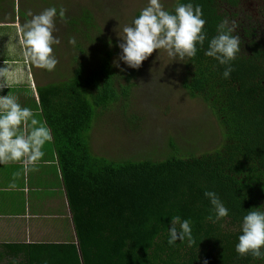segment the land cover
Masks as SVG:
<instances>
[{
  "label": "trees",
  "instance_id": "1",
  "mask_svg": "<svg viewBox=\"0 0 264 264\" xmlns=\"http://www.w3.org/2000/svg\"><path fill=\"white\" fill-rule=\"evenodd\" d=\"M3 1L8 0L0 5ZM178 3L200 6L206 21L203 47L197 45V55L184 60V87L212 110L221 145L196 155L180 152L171 141L174 152L163 160L94 156L93 118L117 101L123 87L110 43L99 48L87 62L96 60L91 70L79 62L69 80L39 90L77 240L0 244V264H264V258L236 251L244 216L253 208L264 212V0H175L167 11L175 14ZM224 18L237 21L234 35L240 36L242 50L228 79L225 66L205 55ZM80 23L85 32V27L98 28L88 10ZM85 32L80 36L100 38ZM205 191L217 194L228 209L226 219H207L215 211ZM177 215L191 221V246L187 239L168 243Z\"/></svg>",
  "mask_w": 264,
  "mask_h": 264
},
{
  "label": "rangeland",
  "instance_id": "2",
  "mask_svg": "<svg viewBox=\"0 0 264 264\" xmlns=\"http://www.w3.org/2000/svg\"><path fill=\"white\" fill-rule=\"evenodd\" d=\"M174 2L161 0L166 11ZM148 5L149 0H8L0 5L1 32L5 33L6 42L21 41L22 26L32 18L28 13L36 15L55 7L53 35L61 43L54 45L53 50L59 62L52 72L37 70L33 65L37 78H47L53 84L63 77L69 80L79 62L87 63L99 48L102 50L111 42L113 65L123 76V87L118 88L117 101L93 118L90 148L94 156L113 161L145 157L163 160L171 150V141L182 153L213 152L222 143L220 126L208 104L193 98L185 89L188 72L184 61L169 57L164 50L154 52L139 69L119 60L123 54L119 47L123 27L132 26ZM61 7L66 9L64 20L59 17ZM86 10L94 16L97 30L85 27V32L80 26ZM83 32L100 38L94 41L80 36ZM71 37L76 39L75 46L69 43ZM117 61L119 67L115 66ZM94 62L87 63L90 70ZM126 87L128 93L124 95ZM48 149H54L52 142L45 146Z\"/></svg>",
  "mask_w": 264,
  "mask_h": 264
},
{
  "label": "clouds",
  "instance_id": "3",
  "mask_svg": "<svg viewBox=\"0 0 264 264\" xmlns=\"http://www.w3.org/2000/svg\"><path fill=\"white\" fill-rule=\"evenodd\" d=\"M174 11L175 14H172L164 10L161 0H149V5L141 11L133 25L123 27V36H120L123 42L119 44L123 54L119 60L130 68L139 69L157 50H164L169 57H178L180 61L194 58L197 55V45L203 47L207 39L202 9L191 3H178ZM28 15L32 18L21 29L24 56L35 67L52 72L59 62L54 55L53 46L61 43L53 35L56 31L57 9L52 7L40 14L33 15L29 12ZM65 16L66 9L61 7L59 17L64 20ZM238 28L236 20L224 18L218 25V35L210 40L205 51L206 56L225 66V79L230 78L233 71L231 62L242 52L241 38L238 34L234 35ZM69 43L75 46V37H71ZM115 66L119 67L118 61ZM10 86L9 68L0 69V91ZM51 140V130L34 117L31 109L22 107L11 94L0 96V164L20 163L25 173L38 170L37 165L45 155L43 148ZM204 195L215 211V217H207L209 221L218 223L229 216L228 209L215 192L205 191ZM256 209L247 212L243 218L242 235L239 236L236 251L241 257L251 255L254 259H262L264 212ZM220 226L224 227L223 224ZM168 231L170 246L177 240L183 242L187 239L189 246L195 242L191 221L188 219L182 220L178 215L173 217Z\"/></svg>",
  "mask_w": 264,
  "mask_h": 264
},
{
  "label": "crops",
  "instance_id": "4",
  "mask_svg": "<svg viewBox=\"0 0 264 264\" xmlns=\"http://www.w3.org/2000/svg\"><path fill=\"white\" fill-rule=\"evenodd\" d=\"M1 28L0 22V69L9 68L11 86L0 91V96H15L51 130L42 113L39 90L53 82L37 78L38 68L34 70L25 58L21 41L6 42ZM51 135L54 146L52 131ZM45 146L38 170L25 173L20 163L0 164V244L77 240L56 148L45 150Z\"/></svg>",
  "mask_w": 264,
  "mask_h": 264
}]
</instances>
